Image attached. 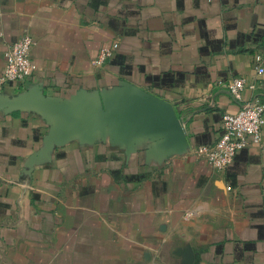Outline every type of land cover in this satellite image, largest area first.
I'll list each match as a JSON object with an SVG mask.
<instances>
[{
	"label": "crops",
	"instance_id": "crops-1",
	"mask_svg": "<svg viewBox=\"0 0 264 264\" xmlns=\"http://www.w3.org/2000/svg\"><path fill=\"white\" fill-rule=\"evenodd\" d=\"M25 34L37 71L0 84V264H264V126L226 169L198 150L264 101V0H0V79Z\"/></svg>",
	"mask_w": 264,
	"mask_h": 264
},
{
	"label": "built area",
	"instance_id": "built-area-1",
	"mask_svg": "<svg viewBox=\"0 0 264 264\" xmlns=\"http://www.w3.org/2000/svg\"><path fill=\"white\" fill-rule=\"evenodd\" d=\"M35 39L25 34L16 42L9 45L5 52V66L0 79V84L25 82L36 71L37 66L31 59V50ZM118 43L102 48L94 63L102 66L109 61ZM255 68L257 75L264 74V53L256 56ZM255 81L236 78L225 87L237 101H242L246 89H255ZM264 126V101L255 96L251 101L244 103L236 113H226L222 119V132L218 140L212 144L199 147V155L217 170L226 169L235 160L238 152L249 146L260 147L263 143ZM199 264H214L200 262Z\"/></svg>",
	"mask_w": 264,
	"mask_h": 264
}]
</instances>
